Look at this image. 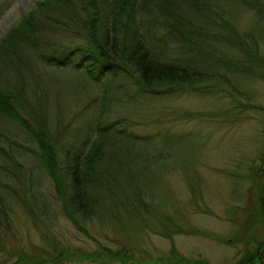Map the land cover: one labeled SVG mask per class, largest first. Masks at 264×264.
Segmentation results:
<instances>
[{
	"label": "rangeland",
	"instance_id": "rangeland-1",
	"mask_svg": "<svg viewBox=\"0 0 264 264\" xmlns=\"http://www.w3.org/2000/svg\"><path fill=\"white\" fill-rule=\"evenodd\" d=\"M246 1L210 0L216 14L207 13L217 23L223 16L235 30L236 40L224 30L218 33L220 41H211L241 68H217L213 74L218 81L206 82L207 88L199 83L161 96L139 93L122 77L114 83L120 99L111 103L106 116L101 112L102 120L108 125L120 122L118 126L133 137L153 142L168 138L173 147L171 159L157 164L140 158L143 152H121L137 182L148 185L153 198H159L148 199L141 211L138 204L128 212L108 203L98 219L76 218L82 231L78 229L30 152L36 149L32 137L16 121L0 115V193L8 209L7 217L1 215L0 220V264H16L20 250L42 254L50 241L78 258L69 264H148L160 258L163 264L179 258L242 264L255 254L260 258L264 251V7L257 0L255 6ZM41 3L0 0V93L10 92L25 110L39 112L59 141V150H68L83 136L93 138L102 85L94 81L96 71L87 74L75 66L86 58L85 52L76 53L64 66L48 62L51 56L59 60L74 49H88V30L76 20L70 26L65 23L69 18L64 15L68 12L64 0H52L56 7L52 9L40 7ZM145 5L140 2L142 9ZM32 12V37L19 38L16 28ZM152 34L161 38L163 31L157 27ZM180 43L176 40L172 46L170 59L175 63L183 56ZM246 63L253 67L245 72ZM83 64L88 66L86 61ZM30 114L23 113L34 125ZM155 177L162 178V184L155 185ZM24 181L31 182L45 200L49 219L38 215L39 223L13 201L11 189L21 192ZM125 247L134 262H108L104 256ZM87 255L95 260L85 259Z\"/></svg>",
	"mask_w": 264,
	"mask_h": 264
},
{
	"label": "trees",
	"instance_id": "trees-1",
	"mask_svg": "<svg viewBox=\"0 0 264 264\" xmlns=\"http://www.w3.org/2000/svg\"><path fill=\"white\" fill-rule=\"evenodd\" d=\"M64 1L68 7V12L66 11L64 15L69 18L65 23L69 22L70 26L76 20L77 24L86 25L88 49H74L59 60H55L53 56L46 59L53 65L64 66L76 53L87 54L86 58H81L75 66L85 69L87 74L96 71L94 81L102 85L100 115L93 138L90 139L88 135L83 136L81 141L78 140L68 150H59L62 147L59 141L53 138L47 121L42 122L39 112L25 110L23 102L10 92L0 93V115L16 121L32 137L36 149L30 152L50 177L56 198L65 214L82 231L76 218H80L81 221L98 219L103 207L108 203L113 204L120 211L129 212L131 207H136L135 204L139 205L136 208L141 211L142 204L148 199L152 200L151 202L159 200L156 195L154 199L152 193H149L148 185L145 183L140 185L137 182L132 171L128 169L129 166L127 168V159L121 152H143L140 158L149 162L155 160V164L169 161L173 152V147L166 141L168 138L163 137L164 141L158 142L155 138L153 142L151 139L133 137L118 126L120 122L114 121L108 125L105 123L106 120H102L101 112L109 111L111 103L120 99V92L115 91L116 87H114L118 78L122 77L131 82L139 93L161 96L179 89L192 88L199 83L203 84L202 88H207L206 82L218 81L219 76L213 74L216 73L217 68L226 67L236 70L241 67L228 60L226 55L221 53L223 51L215 47L211 41L215 39L220 41L222 37L218 33L224 30L235 39V30H232L223 16V20L220 17V24L207 16V13L211 15V11L216 14L209 5L210 0ZM253 1L247 0L246 3L253 4ZM259 1L257 0L256 3L264 7ZM140 2L142 6L146 3V11L143 10L145 8H141ZM41 4L40 7L56 8L52 5V0H42ZM33 14L32 12L25 22L16 28L20 32L19 38L32 37L31 29L35 26ZM157 27L163 31L161 38L152 34ZM172 40L174 41L171 43ZM176 40L181 41L180 47L183 50L182 59L177 63L170 59L172 46ZM14 44L16 45V41ZM17 60L21 64L24 62L21 59ZM85 61L88 66L83 64ZM250 64L246 63L242 70L246 72L252 68L253 65L249 67ZM223 78L225 79L224 76ZM24 112L31 113L34 125L24 117ZM157 182L162 184V178L155 177V185ZM21 188V192L11 189L14 191L13 201L18 202L28 217H32L35 221L41 223L38 215L49 219L51 214L46 203H43L45 200L35 192L31 182L24 181ZM8 194L6 193V196ZM1 196L4 195L0 193V220L1 215L7 217L8 210ZM262 200L261 208L264 212V197ZM111 216L115 217L114 213ZM48 243V249L42 254L20 250L17 253L16 264H69L78 259L74 258L68 248L63 247L61 250L56 243L52 241ZM127 251L128 248L125 247L114 252L110 251L104 256L108 262H134L135 260L127 255ZM86 258L95 260L89 255L85 256ZM107 260L103 259L102 262L105 263ZM254 261L264 264V251L260 258L255 254L242 264H251ZM162 262L160 258L148 264H163ZM171 262L206 264L182 258L177 262Z\"/></svg>",
	"mask_w": 264,
	"mask_h": 264
}]
</instances>
